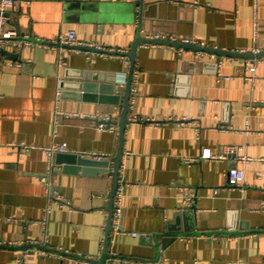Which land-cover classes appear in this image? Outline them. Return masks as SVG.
<instances>
[{
  "label": "crops",
  "instance_id": "obj_1",
  "mask_svg": "<svg viewBox=\"0 0 264 264\" xmlns=\"http://www.w3.org/2000/svg\"><path fill=\"white\" fill-rule=\"evenodd\" d=\"M4 16L5 29L49 46L14 41L0 56V264L25 250V264H264V54L218 56L183 43L264 51V0H21ZM70 31L80 45L51 44ZM156 35L171 43L135 51L121 219L105 248L130 72L124 54ZM105 115L109 127L99 130L95 117ZM53 142L107 154L110 168L67 173L56 154L46 158ZM226 145L241 151L208 158ZM230 169L243 171L240 187L228 185Z\"/></svg>",
  "mask_w": 264,
  "mask_h": 264
},
{
  "label": "built area",
  "instance_id": "obj_2",
  "mask_svg": "<svg viewBox=\"0 0 264 264\" xmlns=\"http://www.w3.org/2000/svg\"><path fill=\"white\" fill-rule=\"evenodd\" d=\"M21 0H0V49H3L8 43L10 42H14L16 43L18 48H22L28 45H31L32 43L35 44H39V45H45V46H49L46 43H43L41 40H31L28 37H21L19 38L16 31L15 30H7L4 28V25L7 21L6 17L4 16V10L8 7H13V5L19 3ZM154 39H159V36H155ZM184 44H196V41H193L190 38L184 39L183 40ZM51 44H59L62 46H72V47H77L75 45L79 44L76 41L75 38V34L73 31L68 32L66 35H60L58 37V39L55 42H52ZM80 47V46H79ZM93 48L101 51L103 50V54H107L106 49H104L103 47H99V46H94ZM17 65V64H16ZM248 75L246 76V79L250 82H252L254 80V78L256 77V73H255V66L252 65L248 68ZM137 72H133L132 74V81L130 84V91L134 92L135 90V86L137 83ZM59 93H57L58 95ZM95 119H97V124H96V128L99 130H103L108 128V123L111 120V117L109 115H105L102 117H95ZM185 121H187V119H183L182 123H184ZM24 148H29V149H34L33 146L31 145H24ZM45 155L47 160L50 162V160L52 159V156L55 154H69L72 153L70 152V149L66 146L65 143H51V145L49 147H46L45 149ZM241 151L240 147L237 146H233V145H226L223 147L221 152H218L217 154L213 155V156H209L208 158L213 160V161H224V159H226L228 156L230 155H237L238 152ZM81 157L84 158H90L96 161H104V160H109L110 156H108L107 154H101V153H97V152H93V151H86L83 153L79 154ZM237 160L241 161H246L248 158L247 156L241 155L238 156L236 158ZM197 160V158L194 157H190V158H182V161H184L187 164H190V162H195ZM121 166V165H120ZM227 178H228V185L231 187H240L243 182H244V177H243V171L241 170H237V169H230L227 173ZM117 187L116 190L114 192L113 195V200H112V212H111V221H110V231L117 233V227L120 223V219H121V206H122V191H121V183L122 181H120L117 177ZM186 190V194L185 196V204H187L188 206L191 204V202L194 200L193 198V194L189 193L190 189L189 188H184ZM189 191V192H188ZM57 201H58V205L59 206H66L68 205V202H65L64 199H62L61 197H57ZM135 235V234H133ZM110 239V238H109ZM112 240V238H111ZM110 240V242H111ZM29 255V251H22L21 256L18 258V260H16L15 264H25L26 262V257H28Z\"/></svg>",
  "mask_w": 264,
  "mask_h": 264
},
{
  "label": "water",
  "instance_id": "obj_3",
  "mask_svg": "<svg viewBox=\"0 0 264 264\" xmlns=\"http://www.w3.org/2000/svg\"><path fill=\"white\" fill-rule=\"evenodd\" d=\"M140 43H146V44H152V43H158V44H166V45H169V43H171L170 41L167 42V41H162L160 39H141V38H136L130 51L128 53H125L124 55L130 59V72H129V75H128V81L126 83V87H125V91H124V103H123V108H122V114H121V118H120V122H119V128H120V132H119V141H118V150L114 156V160H113V163H114V167H113V172H112V176H113V188H112V191L110 193V200H109V203H108V206H107V210H108V221H107V226H106V237H105V248H106V245L108 244L109 242V226H110V221H111V212H112V200H113V195H114V192L116 190V187H117V175H118V170L120 168V160H121V154H122V151H123V146H122V142H123V135H124V131H125V125H126V122H127V109H128V100H129V97H130V84H131V81H132V77H131V74L134 70V62H135V51H136V48L137 46L140 44ZM187 47H190V48H193L195 50H201V51H207V52H210V53H213V54H216L218 56H221V55H225V56H229V57H244V58H255L256 56H259V55H262L264 54V51H261V52H257L256 54H252V53H244V52H233V51H229V50H223V49H214V48H209V47H206L204 46V48H200V47H196V46H192L190 44H187L185 46V48ZM78 49L80 50H90L91 52H95V53H101L103 52V50L99 51L93 47H89V46H84L83 47H79ZM106 53L108 54H112V55H122L123 53H119V52H109V51H106ZM5 52L3 49H0V56L1 55H4ZM106 101H111L110 100H106ZM114 104V102H112ZM58 160H59V164H64V169L65 171H67V173L69 172H73V173H76V172H81L82 174H92V175H95V174H98V173H102L104 171H108V169L110 168V161L109 160H104V161H96V160H93V159H90V158H86L84 159L83 157H81L80 155H77V154H74V153H69V154H56ZM75 165V166H70V165ZM97 166H100L99 168L103 169V170H98V169H94L96 168ZM38 247H40V245H36ZM107 253V249L104 251V255H106ZM68 256H70V254H68ZM75 257H78L75 255ZM81 258V257H80ZM82 259H85V258H82ZM86 260V259H85ZM90 260V259H89ZM89 260H86V261H89ZM91 262H93L92 260H90ZM98 264H102L101 261L100 262H96Z\"/></svg>",
  "mask_w": 264,
  "mask_h": 264
}]
</instances>
